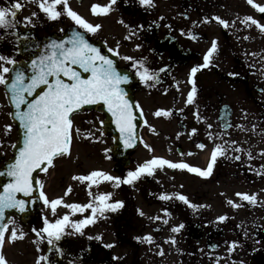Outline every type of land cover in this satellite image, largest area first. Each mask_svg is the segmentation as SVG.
I'll return each mask as SVG.
<instances>
[{
	"label": "flooded vegetation",
	"instance_id": "1",
	"mask_svg": "<svg viewBox=\"0 0 264 264\" xmlns=\"http://www.w3.org/2000/svg\"><path fill=\"white\" fill-rule=\"evenodd\" d=\"M9 2L0 0V7L8 6ZM22 2L23 7L15 17V28H0V55L16 61L27 60L29 56L21 53L24 45L34 50L46 37H61L69 29L78 31L106 50L113 49L109 52L115 55L118 64L131 72L134 97L144 118L141 140L135 149L127 152V163L121 165L111 155V137L100 133L102 115L95 112L76 115L79 120L92 124L95 134L100 133V141L95 136L88 140H94L92 144H82L89 151L81 157L91 166H83L79 156L68 169V175L59 170L45 194L57 192L52 199L62 198L65 204H87L97 194L111 193L110 201L124 203L115 212L97 216L93 224L79 233L68 225L55 246L33 232V228L43 227L42 217L54 221L68 213L70 221H78L91 215V210L74 212L62 204L53 215L51 207L44 205L32 223L23 225L27 228L26 237L30 238L27 244L33 250L31 264H36L41 256L47 258L41 264H264V154H261L264 150V33L251 22L241 23L250 15L264 24V13L247 0H153V6L141 5L139 0H116L108 14L94 15L91 5H107L109 0H68L69 6L83 18L102 25L95 33H89L66 14L56 20L48 19L36 0ZM254 2L264 5V0ZM58 9L63 13V4ZM33 12L37 15L32 16ZM213 16L228 21V27L211 19ZM25 17H31V23ZM205 17L209 22H204ZM189 32L196 38L189 36ZM214 38L218 50L209 66L200 68L194 75V100L185 103L193 87L189 83L191 69L204 63V55ZM125 56L146 58V66L151 70L164 68L165 71L158 72L159 82L142 83L132 67L133 61L125 60ZM158 110H163L159 116L155 115ZM197 112L204 119H197L194 115ZM5 125H11L7 134ZM193 128L197 129L195 133ZM15 137L16 128L10 121L4 86L0 84V163L9 156ZM229 141L236 143L224 156H218L208 177L164 165L157 167L151 176L145 174L133 184L121 183L119 187L114 186L115 181L91 184L73 179L92 170L125 177L129 170L134 171L154 156L206 169L213 147ZM199 143L205 147L199 148ZM98 145L104 148L97 151ZM237 147L242 151L236 152ZM69 186L71 192L65 195ZM238 192L255 193L257 203L243 201L236 195ZM174 193L184 194L199 207H189ZM162 194L172 198L163 200ZM165 208L170 215L162 211ZM221 215L227 219L218 221ZM157 216L161 219H155ZM10 221L22 226L13 217ZM181 223L184 224L181 231L173 233L172 227ZM11 224L8 223L0 252L15 257L14 245L18 239H8ZM145 234L153 237L151 243L136 239ZM169 237H174L176 243L168 240ZM232 241L238 243L229 253L227 248ZM109 244L113 246L106 247ZM8 249L13 252L6 253ZM160 249L163 255L158 254Z\"/></svg>",
	"mask_w": 264,
	"mask_h": 264
},
{
	"label": "snow or ice",
	"instance_id": "2",
	"mask_svg": "<svg viewBox=\"0 0 264 264\" xmlns=\"http://www.w3.org/2000/svg\"><path fill=\"white\" fill-rule=\"evenodd\" d=\"M36 3L39 9L50 20L59 19L62 14H66L76 25L84 28L89 33H95L102 27L100 24H92L79 15L69 6L68 0H36ZM115 3L116 0H109L107 5L93 3L90 10L94 15H106L111 11V6ZM139 3L141 5L153 6V0H139ZM247 3L256 8L260 13H264V5L257 4L254 0H247ZM60 4H63V13L58 9V5ZM22 7V0H10L8 6L0 7V28H15V17ZM31 15L36 16L37 13L33 12ZM24 19L27 23H31V17H25ZM211 19L217 21L225 28L228 27V21L219 16H213ZM120 22L123 23V21ZM204 22H209V18L205 17ZM248 22L256 25L264 33V24H261L250 15L245 16L241 21V23L245 24ZM188 35L193 39L196 38V35L192 32H189ZM247 38L245 37V39ZM47 47L50 49L47 54L31 61L32 75L27 80L22 70H13L6 66L16 65L17 61L15 59L0 55V84L6 85V95H9L11 103L16 110L14 113H10V115L15 116L19 121L20 127L23 129L22 147L15 154L14 160L7 164L6 171L0 173L6 174L11 178L8 183L2 186V190H0V221L4 220L7 209H16L21 213L26 211V201L18 199L17 193H23L25 196L31 194L34 170L46 171V167L43 166L45 163L51 165L55 157L69 153L73 129V120L71 117L75 112L80 110L82 105L102 101L107 107L108 112L114 118V122L121 133V139L125 143V147H131L136 141L134 125L132 123L133 113L131 111V105L125 98L124 90L121 88V84L129 82L130 76L127 73L122 74L118 71L114 61L108 56L102 55L100 49L89 43L88 39L78 31L74 30L72 36L67 41L54 40ZM217 50L218 42L214 38L211 46L204 55V63L191 69L189 83L193 87L188 92L185 103H192L194 100L196 93V86L193 80L194 75L200 68L209 66L211 57ZM109 51H113V49L110 48ZM123 58L133 61L132 67L136 69V76L145 84H148L150 81L159 82L158 72L165 71L164 68L159 70L149 69L146 66V58H134L131 56H125ZM73 65H78L85 73H90V75L87 77L81 76L72 67ZM12 71H14V75L10 78L5 75ZM61 74L68 77V80L61 79ZM50 77L53 79H49ZM41 85L46 86L45 89L29 101L28 97L32 96ZM24 104L27 105L26 108H21V105ZM161 111L163 110H158L155 115L159 116ZM165 114L167 115L168 113L165 112ZM194 115H196L197 119H204L198 112ZM211 127L212 125L209 124L208 128ZM10 130L11 125H5L6 134ZM196 131L197 129H192V133ZM76 133L78 135L80 134L79 128L76 129ZM88 135H91V133H88ZM208 136L212 138V133L209 132ZM235 143V141H229L224 145L216 144L211 151L206 169L192 166L186 162H173L162 157L154 156L138 165L134 171L129 170L125 177H115L103 170H92L87 175L74 176L73 179L89 181L91 184H98L101 180L115 181L114 186L119 187L121 183L131 185L145 174L151 176L157 167H163L164 165L173 169H187L189 172L197 173L201 177H208L212 173L218 156H224L228 148ZM197 146L201 149L205 147L203 143H199ZM145 147L149 146L145 144ZM235 151L240 152L242 149L237 147ZM261 154H264V150L261 151ZM249 157H251V153H249ZM235 158L240 159L239 156ZM259 174L260 172H257V175ZM35 184L41 189L39 199L43 201L45 206L51 207L53 215L56 213L57 206L62 204L74 212H82L85 209L91 210V215L78 221H70L68 213H65L62 217L54 221H49L47 217H42L43 227L41 229L33 228V232L41 239H47L48 244L52 246H55L63 238L68 225H71L75 232L79 233L85 226L93 224L97 216H103L107 211L115 212L124 203L121 200L110 201L111 193H101L97 194L87 204L75 202L65 204L63 199L59 197L49 200L43 191V184L40 180L37 179ZM70 192L71 186L65 191V195H68ZM172 195L193 209L199 207L198 205L192 204L184 194L174 193ZM236 195L241 197L243 201H247L253 205L257 203L255 193L238 192ZM160 198L169 200L172 197L167 194H162ZM228 203L234 207L238 206L233 201H228ZM162 211L166 215H170L166 208L162 209ZM138 212L143 215V212L139 209ZM155 219L159 220L161 217L157 216ZM226 219V215L217 217L218 221H224ZM8 223H13V221H9ZM8 223H0V248H2L5 241ZM163 223L167 224L168 221L163 220ZM183 227V223L174 225L171 231L178 233ZM23 236V231H18L17 227L13 226L8 239L14 241ZM96 239H100V237H96ZM136 239H143L151 243L153 237L150 234H145L143 238L136 237ZM168 240L173 244L176 243L174 237H169ZM237 243V241L230 242L227 251L231 253ZM112 246L111 244L106 245V247ZM212 247H216V245ZM57 251H62V249L57 248ZM158 254L163 255V249H160ZM45 259L47 258L44 256L38 257L36 264H41V261ZM0 264H7L2 252H0Z\"/></svg>",
	"mask_w": 264,
	"mask_h": 264
},
{
	"label": "water",
	"instance_id": "3",
	"mask_svg": "<svg viewBox=\"0 0 264 264\" xmlns=\"http://www.w3.org/2000/svg\"><path fill=\"white\" fill-rule=\"evenodd\" d=\"M72 36L71 32H68L66 35H64L62 38H47L45 40H43L41 46L36 47L33 50H28L27 46L24 45L23 47V52L24 53H29L30 57L28 61L25 62H21V63H17L16 65H13L11 67V69L15 70V69H19L22 70L25 74V78L26 80L28 78L31 77L32 75V68H31V61L33 59H37L42 55H45L48 53V51L50 50L47 46L50 45V43L52 41H59V40H65L67 41V39L69 37ZM86 38V37H85ZM88 39V38H86ZM89 43L93 44L95 47H97L98 49H100L101 54L102 55H106L110 58V54L102 47V45H99L93 41H91L90 39H88ZM114 64L117 67V70L120 71L122 74L127 73L129 76L130 74L119 68L116 64V60H114ZM72 67H74L83 77H87L88 75H90V73H85L83 71L82 68H80L78 65H73ZM14 75V71L10 72V76L9 78ZM49 79H53V78H49ZM61 79L64 80H68V77L64 76L63 74H61ZM131 79V76H130ZM10 82V79H9ZM46 86L41 85L39 89H37V91L35 93H33L32 96L28 97V100H32L35 98V96L37 94H39L40 91L44 90ZM121 88L124 90L125 93V98L130 102L131 105V111L133 113V120L132 123L134 125V132L136 135V141L135 143L131 146V147H125V149H121V144H125L124 141L121 139V133L118 129V127L116 126L115 122H114V118L112 117L111 113L108 112L107 107L103 104L102 101H98L94 104H85L82 105L79 111H88V110H94L97 112H102L104 114V119L101 122V129H102V133L103 134H109L112 136L113 139V147L111 148L112 154L113 156L119 160L120 162H122L121 159H123L124 155L127 153V149L132 148L135 146V144H137L138 140H139V129L140 126L142 124V116L140 111L138 110V108L136 107V104L134 102V98H133V94H132V90L129 87V85L127 83H123L121 84ZM5 90L7 92V88L5 85ZM27 95V94H25ZM8 96V100L11 106V113H14L15 107L13 106V104L11 103L10 97ZM26 104L21 105V108H26ZM76 113V112H75ZM11 118L13 120V122L15 123V125L18 128V139L15 142V144H13L12 149H11V156L2 164V166L0 167V173H4L6 171V167L7 164L10 163L12 160H14L15 158V154L19 151V148L22 147V141H23V129L20 127L19 121L15 118L14 115H11ZM120 144V146L118 145ZM123 163V162H122ZM48 164L45 163L43 166L46 167ZM42 171H40L39 169L34 170L33 172V189L30 195L25 196L23 193H17V198L26 201V211L25 212H19L16 209H7L5 211V217L3 221H0V223H6L10 216L13 215L15 217H17L22 223L26 224V223H30L32 222V220L34 219V217L36 216L38 210H39V206H40V199H39V195H40V191H39V186H37L35 184V181L37 180V174L40 173ZM10 177L7 176L6 174H0V190H2V186L6 183H8L10 181Z\"/></svg>",
	"mask_w": 264,
	"mask_h": 264
},
{
	"label": "rangeland",
	"instance_id": "4",
	"mask_svg": "<svg viewBox=\"0 0 264 264\" xmlns=\"http://www.w3.org/2000/svg\"><path fill=\"white\" fill-rule=\"evenodd\" d=\"M72 120H73L72 145L70 151L65 156L58 158L54 163V165L48 170L47 174L43 176L44 185H46L48 182L52 184L54 182V179L58 177L59 170H61L60 173H64V174L66 173L68 175L69 174L68 169L73 167L74 161H76L79 156L83 166L86 167L88 166V164H90L91 166L90 162H88L87 160L81 157L83 156V153L89 151L88 147L82 144H92L94 140L93 141H88V140H91L95 136H96L95 140L100 141L101 140L100 133L98 132V134H95L94 131H92L93 125L88 123L87 120H79L77 116L74 117ZM77 128L80 129L79 135L76 133ZM88 133H91V135H88ZM103 148L104 145H98L96 150L98 151V149L101 150ZM100 166L103 165L101 164ZM53 174L54 177L53 179H51V175ZM54 193L57 192L51 191L50 195L47 196L49 200H51L53 195H55ZM12 225L17 227L18 231L19 230L23 231L24 233L23 237H26L28 235L27 228H25L23 225L18 227L17 224L12 223L10 226L12 227ZM17 239H18V243L14 245L17 247L16 248L17 253L15 257H11L9 254L8 255L4 254V257L7 259V264H31V261L34 260V258L31 255L33 253V250L30 249V247L32 246L27 244L30 238L26 237L23 240H21L20 238ZM8 250L9 251H7L6 253L11 254V252H13L11 251V249ZM36 252L38 251L36 250ZM42 252L44 253V250ZM10 259H12V262L10 261Z\"/></svg>",
	"mask_w": 264,
	"mask_h": 264
}]
</instances>
